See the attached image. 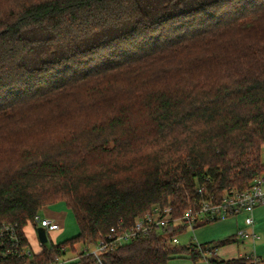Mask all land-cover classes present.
Instances as JSON below:
<instances>
[{
	"label": "trees",
	"instance_id": "obj_1",
	"mask_svg": "<svg viewBox=\"0 0 264 264\" xmlns=\"http://www.w3.org/2000/svg\"><path fill=\"white\" fill-rule=\"evenodd\" d=\"M263 145L264 0H0V231L29 244L27 225L59 202L79 227L5 264H53L154 207L178 217L201 185L247 190ZM183 233L134 240L104 264L200 261L170 242Z\"/></svg>",
	"mask_w": 264,
	"mask_h": 264
},
{
	"label": "built area",
	"instance_id": "obj_2",
	"mask_svg": "<svg viewBox=\"0 0 264 264\" xmlns=\"http://www.w3.org/2000/svg\"><path fill=\"white\" fill-rule=\"evenodd\" d=\"M259 206H264V174L254 179L247 190L231 189L220 194L212 192L206 185H201L196 188L194 198L188 201L182 215L175 217L172 208L154 207L144 216L137 218L130 227L121 223L107 234L100 235L96 245L84 247L82 252L85 256H93L96 260L95 264H104V254L114 253L122 246L134 240L148 238L153 233L163 234L167 238L172 231H184V233L187 230L194 231L198 225L226 221L242 214L246 216L245 225L252 230L238 231L235 236L236 241L243 240L244 242L247 239L256 241L260 238L254 231V212ZM34 224L36 229H45L47 238L50 233L60 229L56 222L41 219L39 216L36 217ZM178 236L180 234L173 236L170 240L173 245H179ZM28 242L29 244L23 242L18 231L4 227L3 231H0V264H5L10 258L31 261L40 251L34 252L29 239ZM39 244L42 247L43 244L40 241ZM189 245L196 247L201 257L200 261L204 264H210L211 258L219 257L220 248L212 247L213 249L203 250L201 245L192 244V242ZM60 250L61 255L53 264H73L79 260L75 256L66 258L69 248L62 247ZM240 257L248 258L244 264H264V260L257 254L240 255Z\"/></svg>",
	"mask_w": 264,
	"mask_h": 264
},
{
	"label": "rangeland",
	"instance_id": "obj_3",
	"mask_svg": "<svg viewBox=\"0 0 264 264\" xmlns=\"http://www.w3.org/2000/svg\"><path fill=\"white\" fill-rule=\"evenodd\" d=\"M262 162L264 163V145L262 147L261 154ZM256 224L254 225L255 233L259 236V240L253 241L247 239L236 241L227 246L221 247L219 251V257L223 260H230L239 258L240 255H252L257 254L264 260V206H259L255 212ZM41 219H50L56 222L60 229L56 232L48 235L47 247L52 245H59L68 240L73 239L79 233V227L77 220L73 212L67 207L64 202H59L51 206L44 207L38 215ZM245 214L239 215L236 218H232L226 221H220L209 225H198L194 231L187 230L179 237V245L188 246L192 244L202 245L207 243L219 244L229 238L237 235L240 230H252L244 223ZM27 237L31 243V247L34 252L41 251L42 247L39 244L37 229L32 223H29L25 228ZM235 238V237H234ZM76 255L69 250L66 258L75 256L78 258V254L84 249L82 245H78ZM78 260V259H77ZM170 264H204L202 261H193L186 255H182L171 260Z\"/></svg>",
	"mask_w": 264,
	"mask_h": 264
},
{
	"label": "water",
	"instance_id": "obj_4",
	"mask_svg": "<svg viewBox=\"0 0 264 264\" xmlns=\"http://www.w3.org/2000/svg\"><path fill=\"white\" fill-rule=\"evenodd\" d=\"M37 234H38V238L41 244L46 245V243L48 242V238H47L45 229L37 228Z\"/></svg>",
	"mask_w": 264,
	"mask_h": 264
},
{
	"label": "crops",
	"instance_id": "obj_5",
	"mask_svg": "<svg viewBox=\"0 0 264 264\" xmlns=\"http://www.w3.org/2000/svg\"><path fill=\"white\" fill-rule=\"evenodd\" d=\"M254 219H256V218H255V214H254ZM255 224H256V220H255ZM255 224H254V225H255ZM254 227H255V226H254ZM254 231H255V229H254Z\"/></svg>",
	"mask_w": 264,
	"mask_h": 264
}]
</instances>
